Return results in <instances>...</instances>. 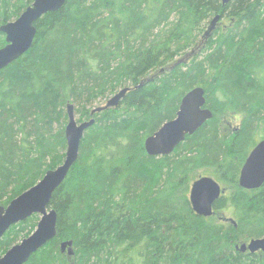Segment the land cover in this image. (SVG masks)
<instances>
[{
  "label": "trees",
  "instance_id": "16d2710c",
  "mask_svg": "<svg viewBox=\"0 0 264 264\" xmlns=\"http://www.w3.org/2000/svg\"><path fill=\"white\" fill-rule=\"evenodd\" d=\"M33 2L0 0V27ZM34 26L30 50L0 71V206L64 161L67 104L95 123L52 195L57 235L25 264H264L262 253L236 250L264 238V184L238 186L264 135V0H67ZM125 87L117 108L91 116L88 107ZM198 87L212 119L170 155L148 156L146 138ZM224 116H240L233 132L222 130ZM204 168L231 187L213 210L231 211L235 226L193 212L190 184ZM38 221L10 227L0 256Z\"/></svg>",
  "mask_w": 264,
  "mask_h": 264
},
{
  "label": "water",
  "instance_id": "95a60500",
  "mask_svg": "<svg viewBox=\"0 0 264 264\" xmlns=\"http://www.w3.org/2000/svg\"><path fill=\"white\" fill-rule=\"evenodd\" d=\"M67 0H34L25 11L13 22L0 27L6 45L0 49V71L21 58L30 50L36 36L35 23L48 13L60 10ZM222 5L232 0H220ZM221 16H215L209 23L203 39L207 40L217 29ZM179 62V61H178ZM141 86V84H140ZM138 86V87H140ZM130 88H124L112 96L103 107L91 111V116L107 109H115L124 99ZM67 125L64 130L66 152L61 165L45 173L42 179L9 202L0 206V240L13 225L37 215L39 221L32 234L12 246L0 257V264H25L31 256L53 240L56 235L57 215L49 208L55 190L64 182L70 169L76 163L79 148L86 130L94 125L92 118L77 123L74 106H66ZM213 113L205 108L204 91L198 87L188 92L181 100L176 117L164 123L144 142V150L150 157L170 155L187 136H192ZM264 184V140L259 142L246 158L238 179V186L244 190H258ZM220 186L209 177L194 181L190 188L189 201L193 212L202 218L213 216V205L222 196ZM231 223L234 222L231 220ZM240 253L264 255V238L252 239L236 247ZM60 252L68 258L74 256L72 241L62 242Z\"/></svg>",
  "mask_w": 264,
  "mask_h": 264
},
{
  "label": "rangeland",
  "instance_id": "374dc122",
  "mask_svg": "<svg viewBox=\"0 0 264 264\" xmlns=\"http://www.w3.org/2000/svg\"><path fill=\"white\" fill-rule=\"evenodd\" d=\"M154 73H152V74H150L149 75V77L151 76V75H153ZM125 88H129V87H125ZM122 89H124V88H122ZM122 89H119L118 91H120V90H122ZM130 90H131V88H130ZM118 91H116V93L118 92ZM116 93H113V94H111V95H108L105 99H102V100H97L96 102H94L90 107H88L89 109H95V108H99V107H103L105 104H106V102L112 97V96H114ZM128 93V92H127ZM37 104H41V107H42V105H47V106H49L48 104H42V102H39V103H37ZM52 105V104H51ZM74 105V104H73ZM75 107H77L76 105H74ZM220 118V122H221V127H222V130L223 131H231V132H233V130L232 129H234V128H236L238 125H239V123H240V120H241V118H240V116H237V117H229V116H224V118H221V117H219ZM75 119H76V121H77V123H81V122H83V121H80L79 120V115L76 113L75 114ZM59 121H60V119L59 118H57V122H54V125H53V127L55 128V127H58V126H60V124H59ZM264 135H262L258 140H257V142H256V144L254 145V146H252V148L249 150V152L247 153V157H248V155H249V153H250V151L259 143V142H261V141H263L264 140ZM246 157V158H247ZM246 160V159H245ZM245 162V161H244ZM244 164V163H243ZM243 166V165H242ZM58 167V166H57ZM241 171V170H240ZM195 179L194 180H192L191 181V184H190V188H191V185H192V183L194 182V181H196V180H198V179H200V178H203V177H209V178H212L219 186H220V188H221V190L223 191V194H222V196L225 194V193H228L230 190H231V187H224V185L222 184V183H220L218 180H216L215 179V175L213 174V171L211 170V169H206V168H204V169H201V170H199V171H197V173H195ZM221 196V197H222ZM214 215H215V217L218 219V220H226V221H228L229 223H231V220L234 222V226H235V221L233 220V218H232V213H231V211H219V212H214ZM259 239H261V238H259ZM252 240V239H251ZM250 241V240H249ZM249 241H246L245 243H248ZM19 243V242H18ZM17 243V244H18ZM16 245V244H15ZM14 246V245H13ZM1 257V256H0Z\"/></svg>",
  "mask_w": 264,
  "mask_h": 264
},
{
  "label": "flooded vegetation",
  "instance_id": "af4514ba",
  "mask_svg": "<svg viewBox=\"0 0 264 264\" xmlns=\"http://www.w3.org/2000/svg\"><path fill=\"white\" fill-rule=\"evenodd\" d=\"M177 113V112H176ZM176 117V116H175ZM65 127H66V124H65Z\"/></svg>",
  "mask_w": 264,
  "mask_h": 264
}]
</instances>
